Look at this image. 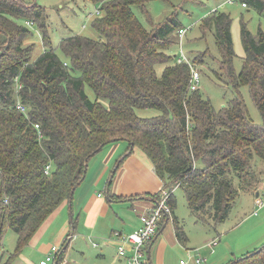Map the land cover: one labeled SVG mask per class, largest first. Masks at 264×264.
Instances as JSON below:
<instances>
[{"label":"trees","instance_id":"1","mask_svg":"<svg viewBox=\"0 0 264 264\" xmlns=\"http://www.w3.org/2000/svg\"><path fill=\"white\" fill-rule=\"evenodd\" d=\"M82 1L97 6L91 27L100 38L60 39L61 58L52 45L45 5L0 0V248L6 230L17 235L14 252L3 264H11L46 218L69 201L86 177L92 153L118 140L128 142V152L138 147L148 156L162 188L181 187L189 210L204 225L225 222L239 192L264 181V169L252 165L254 154L264 163L263 30L253 34L241 23L244 57L235 74L231 16L218 11L201 20L203 38L214 31L220 56L212 74L235 91L215 109L199 88H189L190 65L177 62L179 52H169L178 47L177 31L183 28L175 12L154 24L147 3L157 0ZM241 2L264 15V0ZM134 6L150 29L135 16ZM32 28L43 47L35 59L34 44L27 43ZM187 55L204 67L206 51ZM86 85L95 100L87 96ZM243 85L261 124L247 113L238 91ZM145 108L159 114L138 116L136 111ZM152 197L158 200L160 192ZM173 198L172 193V213ZM174 222L178 240L185 243V231ZM235 260L264 264V242Z\"/></svg>","mask_w":264,"mask_h":264},{"label":"crops","instance_id":"2","mask_svg":"<svg viewBox=\"0 0 264 264\" xmlns=\"http://www.w3.org/2000/svg\"><path fill=\"white\" fill-rule=\"evenodd\" d=\"M128 148L127 141L118 140L103 146L91 156L86 177L76 187L71 201L62 202L46 218L11 264H40L57 244L59 251L56 260L46 264H129L125 257L118 256L112 232L133 231L140 224L139 216L157 205L158 201L152 195L160 192L163 185L148 156L138 147H134L131 152H128ZM257 168L264 167L261 165ZM260 180H264V175ZM245 192L252 194L248 197L252 198L254 204L258 190L254 188ZM238 196L234 206L238 203ZM174 219L182 228L174 211L169 215L163 213L155 236L146 245V261L148 253L152 264H180L181 259L188 264H200L202 260L215 261L212 256L215 258L218 255V249L214 250L213 246H218V243L212 244L211 241L216 237L212 236L207 240L204 237L202 244L194 246L190 233L182 229L186 234V242L182 243L177 238ZM261 224L263 223L257 222V225ZM214 230L218 232L217 228ZM233 232L234 229L232 235L235 234ZM205 233L206 230H203V236ZM239 236L234 235L233 239ZM263 242L264 231H261L255 239H249L247 235H242L238 241L235 239V251V246L222 244L219 253L226 262L219 264H226L228 261L235 263V259L260 247ZM204 245L210 247L211 257L201 258L198 262L194 251Z\"/></svg>","mask_w":264,"mask_h":264},{"label":"rangeland","instance_id":"3","mask_svg":"<svg viewBox=\"0 0 264 264\" xmlns=\"http://www.w3.org/2000/svg\"><path fill=\"white\" fill-rule=\"evenodd\" d=\"M221 1L223 0H219L218 2L216 0H170V2L157 0L149 1L147 3V10L154 24L162 22L167 16L175 12L181 27L187 28L190 25L191 28L188 29V32L183 37L182 47L187 54L190 53L194 55L199 52H207V58H205L206 63L203 65L204 67L196 63L195 68L201 77L199 89L203 92L204 97L207 96L210 99L212 106L215 107V109H219L222 105L227 104L230 99L234 97L235 91H233L230 84L220 82L212 74L211 70L213 67H216V60L220 57L214 42V31L208 30L203 38V33L200 31V25L203 17H205V15H207L213 8L217 7ZM37 2L46 6L52 45L61 58H63V54L58 48L60 39L77 34L85 35L94 40L100 38V34L91 27V20L99 14L95 12L97 6L94 7L92 4L82 0H37ZM218 11L228 13L232 19L230 26L234 51L232 61L233 70L236 74L241 70L243 64L242 59L244 57V48L241 44L240 37V25L241 23H244L247 30L251 31L253 34H256L260 29L264 31V15L259 14L253 8L242 7L241 0H235L233 5L221 6ZM133 12L147 29L151 28L145 14L138 6L133 7ZM27 43L34 44L32 57L35 59L43 49L38 31L33 30V33L27 38ZM169 52L171 54L178 53L179 48L176 46L170 49ZM238 91L244 100L251 121L256 124H261L262 121L259 110L251 98L248 86H240ZM85 92L90 99L95 100L96 95H94L93 90L88 85L85 86ZM136 112L140 117H149L159 114V111L153 108L139 109ZM101 152L99 154H101ZM263 164V161L254 154L252 165L257 167L261 165L263 166ZM257 169L262 171L264 168ZM234 183L237 187L238 183L236 179H234ZM261 186L262 184L256 185L255 190H258ZM172 193L174 197L173 199L176 202L174 215L177 217L179 224L182 225V229L190 233L189 236H191L194 246L202 244L204 237L206 238L205 240L208 238L210 239L212 236L216 237V240L219 239V242L217 241L218 246H213L214 250L218 249V255L215 258L212 256L215 261L212 259V261L202 260L200 264H219L226 262V260L223 261L224 258L222 259V256L219 253L222 244L227 245L228 247L235 246V251L237 249L234 244L235 239L238 241V238H241L242 235H247L249 239H255L261 231H264V204H253L252 198L248 197V195L252 196V194H248L245 191H240L239 196L237 195L238 203H236L235 206L233 205L225 222L215 225L218 230L217 233L216 230H214L216 228H212V224L209 226L195 222L196 216L189 210L187 200H185L184 192L181 187L178 186ZM263 194L264 193L261 192L259 198L264 201ZM247 199L250 201L248 202ZM257 222L263 224L257 225ZM235 223H237V226L233 228ZM201 229L206 230L207 232L204 236L203 230ZM233 229L235 231L233 233L235 234L232 235L231 232ZM234 235L240 236L233 239ZM16 240L17 235L13 229H8L4 232L0 248V264L5 263L8 256L14 252ZM55 246L57 247L58 244ZM237 252L238 250L236 253ZM194 255H196L197 258L208 259L211 257L210 247H205L204 245L200 247L199 250L194 251ZM229 256L231 257V255ZM232 259L233 258H231V260ZM226 264L235 263H233V261H228Z\"/></svg>","mask_w":264,"mask_h":264},{"label":"built area","instance_id":"4","mask_svg":"<svg viewBox=\"0 0 264 264\" xmlns=\"http://www.w3.org/2000/svg\"><path fill=\"white\" fill-rule=\"evenodd\" d=\"M235 0H223L221 1L217 7L213 8L208 14L213 12H218V9L221 6L225 5H233ZM241 6L246 8V3L241 2ZM96 13H99L98 9L95 11ZM28 25H31L32 23L30 21H27ZM188 28H190V25L187 28H180L177 32L179 35V55L177 57V62H186L188 65H190V89H196L199 88L200 84V76L198 71L196 70V64L192 62L190 59H188L187 53L184 51V48L182 47V41L183 37L188 32ZM18 107L21 111L25 112V106L22 104H18ZM37 128L38 126L35 125ZM49 165L46 166L45 172L48 171ZM262 186L258 189V196L256 197L255 203L262 205L264 204V201L259 198V195L261 192L264 193V181H262ZM173 190H168L165 188H162L160 191V197L157 200V205L148 210V212L140 215V224L133 229L130 233H123L120 231H114L113 238L117 244L118 248V256L125 257L127 259V262L129 264H145L146 259V245L149 243V241L153 238V236L156 234V230L158 227V223L160 219L163 217V213L169 215L171 212L170 205L168 203V198L172 194ZM264 198V194H263ZM212 244H216L217 240L214 239L211 241ZM51 252L47 253L42 260L40 264H46L47 262H53L57 258L58 248L56 246H53L51 248ZM196 261L200 262L201 258H196ZM180 264H188L185 260H180Z\"/></svg>","mask_w":264,"mask_h":264},{"label":"water","instance_id":"5","mask_svg":"<svg viewBox=\"0 0 264 264\" xmlns=\"http://www.w3.org/2000/svg\"><path fill=\"white\" fill-rule=\"evenodd\" d=\"M100 150V149H99ZM98 150L94 151L92 154H95ZM86 166H87V163H86ZM86 169V168H85ZM74 190L72 191V194H73ZM72 194H71V198H72ZM71 198L69 199V201H71ZM155 236V235H154ZM147 259L149 260L150 262V254L148 253L147 254ZM150 264H152V262H150Z\"/></svg>","mask_w":264,"mask_h":264}]
</instances>
